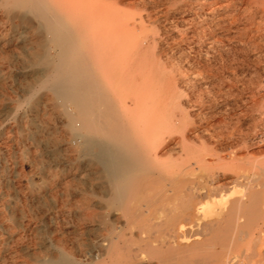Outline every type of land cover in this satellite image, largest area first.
<instances>
[{"label": "rangeland", "instance_id": "obj_1", "mask_svg": "<svg viewBox=\"0 0 264 264\" xmlns=\"http://www.w3.org/2000/svg\"><path fill=\"white\" fill-rule=\"evenodd\" d=\"M13 1L0 0V264H55L62 257H69L75 264H96L106 237L118 240L120 233L122 240L118 242L140 254L149 242L145 239L152 237L150 242L156 244L157 238L165 237L166 233H160L165 216L158 211L154 216L147 215L145 202L134 198L128 202L130 208L134 207L132 216L123 217L116 211L119 222L111 230L106 231L101 224V181L79 142L72 141L71 136L72 132L84 134L86 130L72 127L68 112L74 115L73 108L66 106L65 112L51 91L39 89L43 68L29 63L35 46L21 34L19 20L12 15ZM195 2L143 0L144 9L135 8L138 16H133L135 32L141 37L149 33L145 52L154 78L158 80L163 71L168 75L171 70L173 78H166L164 92L175 83L176 88L179 86L175 100L163 111V125L173 132L164 136L163 159L177 163L178 167L171 170L183 185L193 189H201L206 183L211 188L222 185L214 199L224 195L229 200L245 199L248 191H261L260 181L254 177L260 164L259 131L264 123L260 116L262 101H258L264 94V0L262 4L255 0ZM140 22L145 27L140 28ZM256 26L259 31L254 33ZM244 29L249 33L243 36ZM198 151L210 162L209 170L199 167ZM233 190L239 193L233 194ZM263 194H258L247 225L243 218L241 224L252 228L261 224L264 206L259 198L264 200ZM216 218L213 216V220ZM146 225L152 226L150 230ZM141 256L140 264H144Z\"/></svg>", "mask_w": 264, "mask_h": 264}, {"label": "bare ground", "instance_id": "obj_2", "mask_svg": "<svg viewBox=\"0 0 264 264\" xmlns=\"http://www.w3.org/2000/svg\"><path fill=\"white\" fill-rule=\"evenodd\" d=\"M261 1L255 0L262 4ZM135 8L143 10V0L139 4L134 0L12 2V15L19 20L21 34H26L35 46L29 63L35 62L41 66L40 69L43 68L39 89L51 91L60 100L65 112L66 106L73 108L76 115L68 112L72 127L86 130L84 134L72 132L71 136L72 141L79 142L81 151L88 157V161L95 168L96 177L101 181L98 188L101 224L106 231L111 230L119 222L115 212L120 211L123 217L128 216L134 209L129 207L128 202L138 198L145 202L147 215L154 216L158 211L166 219L160 230V233H166L165 237L157 238L158 242L152 244L150 239L154 238L146 236L145 240L149 242L139 252L143 254L140 258L144 264H264V211L259 226H245L250 214L256 209L258 194L264 192V123L259 131L260 164L254 177L260 181V192L247 189L245 199L241 197L229 200L225 195L214 199L213 195L223 189L222 185L211 188L206 183L201 189L183 185L174 170H171L178 167L177 163L164 160L166 150L161 148L164 136L173 133L172 128L163 125V111L175 100L179 86L176 88L175 83L170 90L164 92L166 78H173L171 70L168 75L163 71L156 80L153 68H148L145 49L149 42V33L141 37L135 32ZM140 24V28L145 27L141 22ZM258 31L259 27L256 26L254 33ZM248 33L249 30L244 29L241 34L244 36ZM249 41L254 43L251 39ZM259 98L261 100L258 101H262L260 116L264 119V94ZM171 113L174 114V110ZM188 118L190 117L187 116ZM201 152L198 151L200 157L197 163L201 169L209 170L210 162L201 156ZM207 175L212 177L211 180L214 179L212 173L208 172ZM232 193L239 192L233 190ZM259 200L264 206V200ZM213 216L218 217L217 220H213ZM241 218L245 225L240 223ZM144 227L150 230L152 226ZM120 235L118 240L107 236L104 240L106 243L99 244L104 251L97 254L96 264L141 263L138 258L140 254L132 253L129 247L118 242ZM54 263L75 264L69 257H62Z\"/></svg>", "mask_w": 264, "mask_h": 264}]
</instances>
